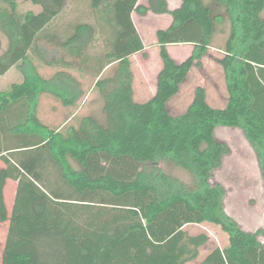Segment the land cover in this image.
I'll return each mask as SVG.
<instances>
[{
  "label": "trees",
  "instance_id": "obj_1",
  "mask_svg": "<svg viewBox=\"0 0 264 264\" xmlns=\"http://www.w3.org/2000/svg\"><path fill=\"white\" fill-rule=\"evenodd\" d=\"M39 12H17V0H0V33L7 40L0 76L13 67L21 83L0 91V224L6 227L0 264H187L208 242L183 227L208 222L228 235V246L213 248L201 264H264V230L243 231L224 211V187L214 180L230 149L215 137L217 128L238 129L252 148L264 188V0H88L102 23L99 31L77 23L58 34L53 23L68 0H26ZM222 11L223 15L220 12ZM169 15L155 32L164 70L157 95L132 99L129 58L144 49L132 14ZM225 16L229 36L221 66L228 98L223 108L206 102L196 87L187 109L171 115L173 97L192 66L211 44ZM111 32L108 35L106 29ZM105 51L85 54L95 36ZM48 39L62 49L94 60V88L104 103L106 126L84 117L78 127L49 129L39 119L44 95L64 107L82 96L67 73L43 78L31 56L46 66L74 68L62 59L47 61L38 46ZM190 43L193 53L178 66L166 46ZM1 48V42H0ZM113 72L102 77L107 67ZM186 173L188 183L164 167ZM15 183L10 209L5 186Z\"/></svg>",
  "mask_w": 264,
  "mask_h": 264
},
{
  "label": "rangeland",
  "instance_id": "obj_2",
  "mask_svg": "<svg viewBox=\"0 0 264 264\" xmlns=\"http://www.w3.org/2000/svg\"><path fill=\"white\" fill-rule=\"evenodd\" d=\"M148 0H139L138 4L146 6ZM205 4L213 6L209 0H203ZM169 10L179 5L176 0H167ZM1 7V3H0ZM40 8L33 6L26 0H17V12H39ZM223 15L222 11H218ZM264 16V12L262 14ZM100 16L94 13L88 0H68L65 10L53 23L52 28L58 34H64L77 23H89L98 33V27L102 21ZM132 20L140 33L145 49L129 58L130 68L133 74L132 87L134 98L139 102L153 99L157 95L158 76L164 70L163 62L156 43L155 32L166 29L170 23L169 15H154L147 12L144 15L132 14ZM106 29V27H105ZM107 34L110 30L106 29ZM229 36V22L225 16L216 24L211 44L207 52L199 61L200 66H192L180 84L179 92L165 102V108L171 115L183 113L190 105L196 87L205 90L207 104L213 108H223L226 105L228 93L226 90L224 73L218 60L224 55L223 48ZM0 56L6 50L7 40L0 33ZM38 46L42 56L47 60L62 59L67 63H75L74 68L50 67L40 63L31 56L32 63L36 66L43 78H51L57 72L69 74L80 86L81 98L74 107H64L51 96L44 95L40 98L37 115L40 121L49 129H57L62 126L78 127L84 117L90 116L100 124L106 126V114L104 103L99 92L94 88L97 78L93 71L96 62L93 60L105 51L103 37L96 34L92 46L86 47L85 54L88 61L83 62L73 52L55 46L48 39L41 38ZM170 59L182 64L192 53L193 45L190 43H173L166 47ZM113 72V66L107 67L102 77H107ZM22 74L17 67L10 69L5 75L0 76V91L9 90L13 83H21ZM149 102V101H147ZM215 137L226 142L230 149L229 155L223 159V164L214 175V180L225 189L224 211L239 227L246 232L264 230V191L255 154L238 129L217 128ZM1 165V164H0ZM167 174L174 176L183 182L190 181L188 175L174 167L165 166ZM189 236L206 235L208 242L198 249V256L187 264H201L207 254L215 247L221 249L228 246V235L219 226L205 222L200 225H186L183 227ZM6 232L4 234L5 238ZM4 242V240H3ZM3 243L0 248L2 249ZM1 252V251H0Z\"/></svg>",
  "mask_w": 264,
  "mask_h": 264
},
{
  "label": "crops",
  "instance_id": "obj_3",
  "mask_svg": "<svg viewBox=\"0 0 264 264\" xmlns=\"http://www.w3.org/2000/svg\"><path fill=\"white\" fill-rule=\"evenodd\" d=\"M140 34V33H139ZM167 47V46H166ZM144 49H145V44H144ZM143 49V50H144ZM167 52V50H166ZM159 54H160V51H159ZM168 54V53H167ZM172 61H174L173 59H171ZM163 62V61H162ZM175 63L178 64V62L174 61ZM189 72V71H188ZM179 89H180V86H179ZM179 89H178V92H179ZM132 91H133V96H132V99L135 103H138V104H143V103H146L147 101H150L151 99L147 100V101H144V102H139L137 101L135 98H134V90H133V87H132ZM177 92V93H178ZM176 93V94H177ZM175 94V95H176ZM174 95V96H175ZM206 96V95H205ZM207 102V101H206ZM0 168H1V165H0ZM14 190H15V183L14 182H11V181H8L6 186H5V191H4V196H5V202H6V205L7 207L10 209V206H11V201H12V198H13V193H14ZM263 191H264V188H263ZM6 232V227L2 224H0V246L1 244L3 243V240H4V234ZM0 258H1V253H2V249L0 248Z\"/></svg>",
  "mask_w": 264,
  "mask_h": 264
}]
</instances>
